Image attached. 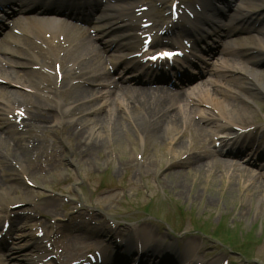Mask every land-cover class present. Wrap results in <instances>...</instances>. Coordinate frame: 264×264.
Instances as JSON below:
<instances>
[{"label": "bare ground", "instance_id": "bare-ground-1", "mask_svg": "<svg viewBox=\"0 0 264 264\" xmlns=\"http://www.w3.org/2000/svg\"><path fill=\"white\" fill-rule=\"evenodd\" d=\"M54 0H46L47 4H51ZM253 0H246L242 4V7L236 8L238 11L232 15L235 21L243 22L247 19L249 11L248 4ZM43 0H0V14L7 10L11 5L19 3V12H37L41 14H46L44 16H27L22 17V20H27L28 22L25 25H22L19 28L21 35L16 39L12 40V48L8 50L10 53H18V48H27L29 49L37 58L38 61L45 58H51L56 62L62 65V74L63 81L68 80L69 78L80 79L81 73H83L80 68H87L88 73L87 81L85 84L93 85L94 82H98L97 88L90 89L85 84L75 83L72 84L70 89H67L66 83L61 81L59 83L58 74L55 73L56 79L45 78L44 80L39 79L34 75V71H30L23 75H20L19 71L14 70V77L17 80H13L11 77L12 74L4 67H0V76L13 82L14 84L23 87L29 88L31 91L36 94L45 93L48 90V86L52 85L50 89L54 90V93L64 94L66 91L72 93L70 96L74 98L75 101L82 102V106H86L87 102L92 103L90 107H95L93 101L99 99L100 97L106 96L107 100L105 105L108 106V110H102L104 107L96 108L97 111L96 118L85 115L82 122L81 120H71L75 122L77 127L69 131L71 138L74 137L75 140L83 139V142L77 143L75 149L72 150L73 155L79 156L80 158H86L87 161H90V157L94 151L99 152L100 150V139L104 135H110L113 132L116 133V128L106 125L100 127L98 130L97 125L100 120L108 119L111 123L120 121L122 116L117 110L120 106V110H123L124 115L131 114L126 120L133 122L134 128L137 126V131L144 139V134L148 137L153 138L155 142H166L170 145L171 148H177L178 150L185 148L184 140L185 136L192 132L196 141H200L205 146L208 144V141L211 138H215L220 143H229L236 137V143L239 141L240 136L239 132L245 130L252 120L254 115L253 101L258 98H264V29L260 32V36H251L250 38H242V43L237 47L231 49H226L225 47L216 48V50H211L213 55H218V58L222 57V54H225L227 58H224L223 63L214 70L222 78H226L227 85L219 87L217 93H208L201 96V98L190 99L191 96L188 93L176 91L171 87H164L162 85H156L153 87L145 86H134L132 84L128 85H118L114 84L112 89L109 86L110 78L109 72L105 70L106 75L96 74L94 69H91L90 66H85L84 64L90 63L94 66L93 61L96 64L104 63L105 66L108 65V59L106 58L104 62V57L101 55V49L93 41V36L89 34L88 28H85L82 24L75 23L73 21L67 20L66 18H60L58 16H53L51 9L47 5L41 4ZM94 0H82V5L84 7H92ZM100 1H98L99 3ZM202 4L203 10L198 13V19L191 22V25L183 30L185 34L190 32L205 33L204 30L207 27L208 19L205 13L214 6L212 0H200L198 1ZM101 7H103V13L95 18V24L92 28L98 31L99 34L109 33L110 31L118 29L121 33L118 39L106 40L107 49L111 48V43L116 41L114 48L121 49L123 48L126 52L121 53L117 61H121L124 65H137L141 64V59L132 57L135 52H138L143 47L141 43L140 35L150 31L149 28H142V18L148 17V21H153L154 23L159 24V19L154 11V6L145 2V0H106L105 3L101 1ZM147 6L144 10L141 8ZM14 13V12H13ZM3 14V13H2ZM48 14V15H47ZM69 15L75 16V13H70ZM211 15V13H210ZM4 15L0 16L2 18ZM224 26V25H222ZM225 27V26H224ZM253 28V26H252ZM247 26H242L240 30L247 31L250 30ZM235 30H223V29H212L214 37H219L221 33H225L226 36H230L234 33ZM46 32H49L52 35L51 39L45 37ZM75 33H78V37H75ZM139 34V38H138ZM60 37H63L62 41ZM37 40H41V44L37 43ZM232 40V39H231ZM224 44V43H223ZM227 44V43H226ZM153 45L158 49L166 46L165 44L160 43L158 39L153 43ZM35 48H38L35 51ZM114 50V49H113ZM236 54L244 56V60L239 61L234 58ZM234 54V55H233ZM225 56V57H226ZM224 57V56H223ZM222 57V58H223ZM111 61V60H110ZM113 61L112 66L115 67L118 64ZM242 63V64H241ZM84 65V66H83ZM90 69V70H88ZM55 70V69H54ZM37 73V72H35ZM100 80V81H98ZM103 83H102V82ZM45 85L43 86L42 84ZM103 86L109 87V91H103L101 88ZM74 87L78 89L75 92ZM12 96L8 95V101H14L9 103L8 101L1 99L0 103V123L6 124L5 131L0 130V149L5 146L7 150L11 148L16 156L14 161H18L22 158H27L30 155L31 150L38 148L39 144H35L32 149H27L17 144L11 145L9 137L17 139L18 135L24 137L23 130H20L17 124V119L19 114L17 111L26 109L25 115H27V120H31L32 124H38L40 121H45L51 119V116L43 115L40 112L35 113L36 111L33 108L40 107L39 102H35L34 97L29 96L28 99L19 100L22 95L20 90L13 91ZM56 102L61 104L62 100L56 96ZM120 99L122 105H116L115 100ZM87 100V101H84ZM124 108H123V104ZM198 105H208L211 110L214 111L215 117L208 118L207 116L200 115L196 112V106ZM74 109H55L56 113L52 117L55 119L58 125H65L64 119L68 117V114H71V111L74 113ZM88 110V109H87ZM136 110H141L142 114L135 116L137 113ZM34 113V114H33ZM72 113V114H73ZM9 114H13L14 121L9 119ZM203 121L208 123L210 128L202 124ZM225 122V126H222L220 123ZM42 123V122H41ZM114 125V124H113ZM46 127V126H44ZM115 127V126H114ZM7 132V134H6ZM219 132L221 135L216 137V133ZM70 137V136H68ZM121 135L116 134L114 138L120 140ZM244 138H248V147L252 146L255 136L249 137L247 135ZM243 138V139H244ZM22 139L20 138L19 141ZM69 143V142H68ZM242 147H244L245 141L241 142ZM241 148V147H240ZM220 153L224 152V149L219 150ZM207 153H193L189 154L183 160L172 161L171 167L174 170V174L177 176L175 180L176 187L180 188V192L185 191V176L183 175L185 167L190 164V160L195 155L206 156ZM13 155V154H12ZM97 155V154H95ZM106 158H109V153L106 152ZM190 159V160H189ZM205 160L206 158H201ZM216 163L223 162L226 166H236V163L232 161H219L211 159L210 161H197V163L190 166V169H206L210 171ZM250 162V161H249ZM132 160H126V164H131ZM251 163V162H250ZM4 164V163H3ZM134 164V163H132ZM131 166V165H130ZM260 166V165H259ZM206 167V168H205ZM245 171V169H242ZM250 176V185H247V188L250 190H255L258 193L261 192L264 198V182L259 179L263 175V172L254 173L248 172ZM8 178V177H6ZM4 177V179H6ZM4 186L0 189L4 197L10 195V188L12 185L3 181ZM232 186L231 183L228 184ZM113 237L118 236L114 231ZM158 233L152 229L146 230V227H136L129 234L124 245L135 242L136 246L140 245L144 248L145 253L152 252L154 254L162 255L164 254L158 250L148 249L149 239H157L156 235ZM37 239V238H36ZM158 243L159 240H158ZM160 245V244H159ZM148 247V248H147ZM132 251H137V248H131ZM147 248V249H146ZM32 246H30V250ZM198 247L195 243L189 245V254L186 256L187 263L196 261L195 258L191 255H194ZM103 252V251H102ZM143 252V251H141ZM51 254L44 250L43 258H47ZM148 255V254H147ZM106 257V253H104ZM35 260L29 261V264H32ZM178 264H184V261L181 259ZM213 264V263H212Z\"/></svg>", "mask_w": 264, "mask_h": 264}, {"label": "rangeland", "instance_id": "rangeland-1", "mask_svg": "<svg viewBox=\"0 0 264 264\" xmlns=\"http://www.w3.org/2000/svg\"><path fill=\"white\" fill-rule=\"evenodd\" d=\"M153 1L166 14L173 0ZM263 8L264 0L253 1L249 5L252 12ZM242 36L251 37L244 34L236 37L234 41L242 43ZM239 59L242 62V58L238 57L237 60ZM215 82L222 85L225 83L222 77L216 75L213 82L198 87L192 95L200 97L208 92L216 93ZM46 100L49 101L46 104L50 105L45 106L48 114L54 115V99ZM198 108L202 114L210 113L205 107ZM253 108L251 123L255 126L262 125L264 128V98L255 99ZM74 116L80 117V111ZM122 121L116 125L104 121L99 123L98 127L109 124L111 130L112 127L116 128V133H111L112 138L105 134L100 139V151L94 152V157H90V161H79L80 157L73 156L72 149L81 139L72 138L70 139L72 149L67 143H63L64 149H61L63 156L57 169L35 171L30 167V163H27L37 184L31 193L39 199L37 207L39 217L36 219L42 220L40 225L50 229V221H55L58 232L67 236V233L83 230L85 214L91 213L105 222L107 227L114 225L115 229L123 226L133 229L145 224L147 228L159 233L156 236L158 240H165L164 242L171 245V248L164 249H167V253L173 255L174 259L183 255L188 244L193 242L198 247L202 264L216 260L218 264H224L226 259L234 264H264V198L261 192L247 188L252 180L250 182L249 174L241 170L244 169L243 166L233 167L215 163L210 171L197 167L190 169V166H195L199 160L193 156L183 172L187 184L185 191L181 193L180 188L176 187L177 176L170 164L178 158L183 160L189 154L196 153V149L192 151L196 142L188 136L184 140L185 148L178 150L171 148L166 142H155L145 134L143 140L139 133L141 131H137V126L134 128L135 124L132 125L128 121H124L123 124ZM54 124L52 122L51 125ZM71 126L56 130L38 127L35 134L38 137L44 136L51 146L53 141L56 142V147L61 148V144L57 142L61 141V137L64 138L65 131ZM250 130L252 132V129ZM261 131L258 132L257 138L262 136ZM116 134L121 135L120 140L114 138ZM263 140L262 136L260 141ZM105 152L110 154L109 158H106ZM71 158H75V162ZM129 159L134 164H126V160ZM39 164L46 165L43 161ZM262 172L263 175L259 179L264 182V171ZM229 183L232 186H229ZM147 201L152 204L149 211L164 221L143 214L146 213V208L141 206ZM69 203H73L74 206L66 211L64 205ZM58 217L60 220L56 219ZM66 217L67 219L63 221L62 219ZM93 225L95 226L91 225L93 229L99 231L103 228L102 224ZM196 226L204 228L206 234L197 231ZM120 231L124 234L119 233ZM117 232L118 242L129 235L125 229ZM216 233L220 236L217 239L214 238ZM248 238L252 241L249 240L250 243L246 247L244 245ZM152 241L155 242L156 239L149 240V243L154 245ZM220 241L227 245L221 244ZM113 242L114 238L107 244L113 248ZM227 246H233L238 252H233ZM97 247L99 246L91 249ZM239 249L245 251L242 254H246L247 259L239 253ZM160 258L152 255L154 260ZM163 258H168V255H164Z\"/></svg>", "mask_w": 264, "mask_h": 264}, {"label": "snow or ice", "instance_id": "snow-or-ice-1", "mask_svg": "<svg viewBox=\"0 0 264 264\" xmlns=\"http://www.w3.org/2000/svg\"><path fill=\"white\" fill-rule=\"evenodd\" d=\"M173 55H175V53H171V52H162V53H158L156 56L151 57V59L155 60L157 58H171Z\"/></svg>", "mask_w": 264, "mask_h": 264}]
</instances>
